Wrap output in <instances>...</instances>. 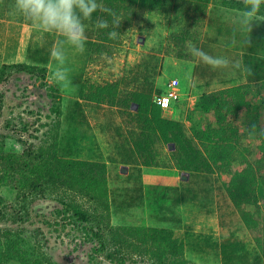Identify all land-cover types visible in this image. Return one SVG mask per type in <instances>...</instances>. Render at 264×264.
Masks as SVG:
<instances>
[{
    "label": "rangeland",
    "instance_id": "obj_1",
    "mask_svg": "<svg viewBox=\"0 0 264 264\" xmlns=\"http://www.w3.org/2000/svg\"><path fill=\"white\" fill-rule=\"evenodd\" d=\"M221 1H212L203 26L142 10H136L129 19L122 15L117 19L120 42L102 56L94 53L100 13L104 11L98 0L92 16L82 19L85 39L82 51L70 45L63 33L48 30L46 36L55 37L58 46L64 41V64L53 58L49 68L36 66L46 69L45 82L15 70L7 71L9 78L1 90L0 142L1 135L6 134L3 151L16 155L23 152V142L45 148L57 142L60 158L103 165L111 225L170 231L172 240L181 247L178 260L182 258L188 264H264V251L255 244L220 176L209 175L207 182L197 181V174L182 171L171 156L173 151L159 140L152 150L154 163L144 165V158L133 149L132 140L136 139L133 134L139 133V127L128 117V111L87 100L96 87L108 84H119L123 94L145 92L154 98L170 79L177 78L182 86V99L172 112L162 116L181 123L188 137L192 127L202 121L201 114L193 109L200 97L242 87L247 100L253 97L259 100L257 87L264 82V18L243 24L244 12L229 9ZM0 12L24 17L15 9V0L4 3ZM186 30L197 39H187L185 47L178 46L175 38L181 34L188 37ZM140 37L145 39L144 43L138 41ZM193 48L226 58L229 63L214 68L194 55ZM1 49L0 45V71L3 66L20 63L9 59L10 54L2 53ZM237 64L239 67H235ZM59 68L66 70L65 81L55 77ZM54 101L61 103L60 115H55L52 109ZM257 105V101L251 102L253 108ZM259 113L264 116V106ZM245 144L255 151L259 149L258 137H250ZM234 168L233 164V172ZM26 194L25 202L9 186L0 189L6 204L31 216L23 226L25 246L37 248L41 244L44 264H89L94 244L86 231L79 225L66 226L55 218L57 200L64 196L63 191ZM32 202V208H40L38 216L30 208ZM81 203L91 211L96 207L87 199ZM246 210L253 212L254 208L249 203ZM97 259L109 264L104 257ZM134 260L126 264H146L136 256Z\"/></svg>",
    "mask_w": 264,
    "mask_h": 264
},
{
    "label": "trees",
    "instance_id": "obj_2",
    "mask_svg": "<svg viewBox=\"0 0 264 264\" xmlns=\"http://www.w3.org/2000/svg\"><path fill=\"white\" fill-rule=\"evenodd\" d=\"M98 1L102 3L104 11L100 13L94 53L102 56L111 50L112 45L120 42L118 36L112 38L109 35L114 30L113 19L117 20L122 15L129 19L137 13L136 10H142L175 17L177 21L187 19L195 26H203L213 0ZM221 3L229 9L245 11L244 0H222ZM101 21H107L108 27L100 28ZM185 34L188 37L181 34L175 38L178 46L185 47L187 39H197L191 37L189 30ZM8 70H15L43 82L47 79L46 69L36 66H3L0 71V103L3 100L1 90L9 78ZM242 89L222 90L200 97L193 109L201 114L202 121L192 127L190 137L185 135L181 123L163 118L162 110L154 105L151 94H123L119 84H108L96 87L87 95V100L128 111V117L139 127V133L133 134L136 139L132 140V144L135 153L144 158V165L151 166L154 163L152 150L159 140L168 147L174 144L172 158L177 160L182 171L197 174V181L207 182L210 180L209 175L220 176L224 189L235 203V209L245 221L255 244L264 251V116L259 113V109L264 106V82L257 87L259 100L258 97L247 100ZM246 91V94H250L249 90ZM157 92L159 94L162 91ZM256 101L258 105L253 108L251 102ZM60 106L61 103L54 101L52 109L55 115L61 114ZM27 127L25 130H28ZM253 136L258 137L259 149L256 151L245 144ZM6 137V134L1 135L0 142V189L9 186L25 202L28 198L26 193L40 192L44 195L47 190L63 191L64 196L57 200L55 218L61 219L66 226L79 225L86 231L88 239L94 244L89 264H102L97 257H104L109 264H126L135 261L134 256L146 264H188L182 258L178 260L181 247L172 240L170 231L111 225L106 170L103 165L60 158L57 142L48 148L23 142L25 147L20 155L7 154L3 151V140ZM233 164L235 172L231 169ZM82 199L96 205L94 210L82 204ZM249 203L254 208L253 212L246 210ZM33 205L34 202L30 208ZM101 210L108 213L105 215ZM39 211L37 206L32 208L36 215ZM30 220L29 213L16 211L0 195V224H3L0 227V264H44L40 253L41 244L37 248L25 246L23 226ZM38 234H41L40 230Z\"/></svg>",
    "mask_w": 264,
    "mask_h": 264
},
{
    "label": "clouds",
    "instance_id": "obj_3",
    "mask_svg": "<svg viewBox=\"0 0 264 264\" xmlns=\"http://www.w3.org/2000/svg\"><path fill=\"white\" fill-rule=\"evenodd\" d=\"M244 3L245 11L241 23L252 24L257 17H264V0H244ZM97 7L96 0H15V9L35 23L39 29L63 33L67 42L81 51L85 46L82 19L90 18ZM119 23L120 21L113 19L114 30L109 33L112 38L118 35ZM99 27L107 28L108 22L101 21ZM63 43L64 41L52 51V56L60 65L65 61ZM192 52L214 68L225 67L229 63L226 58L210 56L199 49L193 48ZM55 77L57 80L65 81L66 70L59 68Z\"/></svg>",
    "mask_w": 264,
    "mask_h": 264
},
{
    "label": "crops",
    "instance_id": "obj_4",
    "mask_svg": "<svg viewBox=\"0 0 264 264\" xmlns=\"http://www.w3.org/2000/svg\"><path fill=\"white\" fill-rule=\"evenodd\" d=\"M8 0H0V8ZM47 31L24 17L0 12V45L2 53L10 54L9 59L20 60L17 64L48 67L53 64L52 51L58 46L55 37L46 36ZM58 36L62 34L57 33ZM66 38V36H64ZM57 38V37H56Z\"/></svg>",
    "mask_w": 264,
    "mask_h": 264
},
{
    "label": "built area",
    "instance_id": "obj_5",
    "mask_svg": "<svg viewBox=\"0 0 264 264\" xmlns=\"http://www.w3.org/2000/svg\"><path fill=\"white\" fill-rule=\"evenodd\" d=\"M182 96L181 83L179 79L173 78L167 82L161 93L154 96L153 103L160 107L163 113H170L175 104L181 101Z\"/></svg>",
    "mask_w": 264,
    "mask_h": 264
},
{
    "label": "water",
    "instance_id": "obj_6",
    "mask_svg": "<svg viewBox=\"0 0 264 264\" xmlns=\"http://www.w3.org/2000/svg\"><path fill=\"white\" fill-rule=\"evenodd\" d=\"M138 41H139L140 43H144V42H145V39L142 38V37H140ZM135 108H137V106H135ZM174 149H175L174 144H170V145H169V150L173 151ZM122 172L126 173V172H127L126 168H123V169H122ZM186 178H187V177H184V176H183L182 179L186 180Z\"/></svg>",
    "mask_w": 264,
    "mask_h": 264
}]
</instances>
